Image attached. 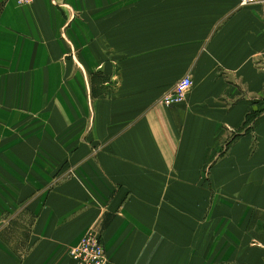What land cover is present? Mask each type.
<instances>
[{
  "label": "crops",
  "instance_id": "crops-1",
  "mask_svg": "<svg viewBox=\"0 0 264 264\" xmlns=\"http://www.w3.org/2000/svg\"><path fill=\"white\" fill-rule=\"evenodd\" d=\"M262 52L264 4L0 0V264L90 228L108 264H264Z\"/></svg>",
  "mask_w": 264,
  "mask_h": 264
},
{
  "label": "built area",
  "instance_id": "built-area-1",
  "mask_svg": "<svg viewBox=\"0 0 264 264\" xmlns=\"http://www.w3.org/2000/svg\"><path fill=\"white\" fill-rule=\"evenodd\" d=\"M35 0H16L18 6H29ZM239 6H254L264 4V0H237ZM264 57V52L261 53ZM190 76L183 77L172 90L167 93L161 103L165 107H174L184 102L187 93L192 88ZM72 259L77 264H108L104 246L99 235L92 229H88L81 237L78 244L70 252Z\"/></svg>",
  "mask_w": 264,
  "mask_h": 264
},
{
  "label": "trees",
  "instance_id": "trees-1",
  "mask_svg": "<svg viewBox=\"0 0 264 264\" xmlns=\"http://www.w3.org/2000/svg\"><path fill=\"white\" fill-rule=\"evenodd\" d=\"M248 121H249V119H248ZM75 261V260H74ZM75 263H76V261H75ZM77 264V263H76Z\"/></svg>",
  "mask_w": 264,
  "mask_h": 264
},
{
  "label": "rangeland",
  "instance_id": "rangeland-1",
  "mask_svg": "<svg viewBox=\"0 0 264 264\" xmlns=\"http://www.w3.org/2000/svg\"><path fill=\"white\" fill-rule=\"evenodd\" d=\"M75 248V247H74ZM107 256V255H106ZM107 259H108V257H107Z\"/></svg>",
  "mask_w": 264,
  "mask_h": 264
}]
</instances>
